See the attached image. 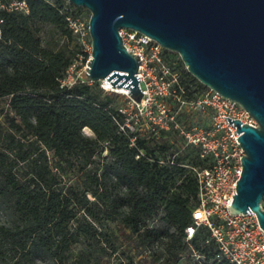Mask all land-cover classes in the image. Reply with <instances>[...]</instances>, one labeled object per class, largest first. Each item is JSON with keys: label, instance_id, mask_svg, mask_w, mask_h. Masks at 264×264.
<instances>
[{"label": "trees", "instance_id": "obj_1", "mask_svg": "<svg viewBox=\"0 0 264 264\" xmlns=\"http://www.w3.org/2000/svg\"><path fill=\"white\" fill-rule=\"evenodd\" d=\"M26 2L0 8V264H176L187 249L232 264L206 227L185 231L199 148L182 147L174 125L158 137L144 128L131 145L117 91L61 86L77 54L90 55L68 20L83 7ZM180 60L187 87L207 88ZM176 151L174 164L161 162Z\"/></svg>", "mask_w": 264, "mask_h": 264}, {"label": "water", "instance_id": "obj_2", "mask_svg": "<svg viewBox=\"0 0 264 264\" xmlns=\"http://www.w3.org/2000/svg\"><path fill=\"white\" fill-rule=\"evenodd\" d=\"M69 1L90 11L85 81L108 79L142 100V60L120 34L121 28H133L178 52L200 82L238 101L256 119L254 126L228 116L245 150L229 211H254L264 228V0Z\"/></svg>", "mask_w": 264, "mask_h": 264}, {"label": "built area", "instance_id": "obj_3", "mask_svg": "<svg viewBox=\"0 0 264 264\" xmlns=\"http://www.w3.org/2000/svg\"><path fill=\"white\" fill-rule=\"evenodd\" d=\"M0 8L28 11V4L26 0H0ZM68 20L80 39L89 35L81 14L70 15ZM120 34L128 50L139 54L142 60L137 73L144 92L142 100L137 102L128 92L125 101L118 105V110L126 115L120 128L131 133V145L135 144L137 133L144 125L157 137L162 128L169 129L174 125L183 137L182 147H198L204 161L188 165L197 179L198 202L192 212V223L185 229L187 237L192 238L200 227H206L209 231L206 242L214 240L218 258H226L232 264H264V228L257 214L254 211L238 214L229 211L236 181L241 177V157L245 150L238 140L237 125L234 121L231 123L228 116L231 120L239 118L242 123L254 126L256 119L238 101L210 87L198 89L192 83L187 87L183 72L166 57V48L151 36L133 28H121ZM88 49L85 45L89 52ZM89 57L84 60L83 54H77L60 79L61 86L70 87L84 80L82 73ZM170 99L176 102L175 110H172ZM183 108H198L208 114V120L193 121L186 126L177 118ZM145 114L148 120L142 123L141 116ZM178 152L161 162L174 164Z\"/></svg>", "mask_w": 264, "mask_h": 264}, {"label": "rangeland", "instance_id": "obj_4", "mask_svg": "<svg viewBox=\"0 0 264 264\" xmlns=\"http://www.w3.org/2000/svg\"><path fill=\"white\" fill-rule=\"evenodd\" d=\"M66 4L69 5L71 2L69 0H65ZM73 4V3H71ZM74 5V4H73ZM76 6V5H74ZM76 10V7H72ZM79 14L82 15V19L84 21V26H85V29L88 30V24H89V18H90V11L83 7V9H81L80 11H78ZM82 43H85L84 45H86L87 49H88V46L90 47L88 50L90 52V55H91V50H92V47H91V37H90V34L87 35L86 37H84L83 39H80ZM165 55L167 58H169L170 61L173 62V64L177 65L179 67V69L183 72V75H185V71H184V67H183V64L181 63V57L179 55L178 52H175V51H172V50H169V49H165ZM89 55V56H90ZM185 66V64H184ZM186 67V66H185ZM187 69V68H186ZM111 83V82H110ZM100 86L104 88L105 91H117L119 93V96L116 100V102L119 104V103H122L123 101H125V98L127 97L126 96V93L125 92H122V91H119L118 90V87L116 86H109V83H107L105 80H101L99 82ZM193 86L197 87V83H192ZM199 88V87H198ZM202 89V88H200ZM169 103L172 107V110H175L177 107H176V102L173 100V99H170L169 100ZM207 113H204L203 111H201L200 109H187V108H183L177 115V118L180 122H182L183 124H185L186 126L190 123V122H193V121H196V122H203V121H207L208 118H207ZM141 116V115H140ZM148 120V116L145 114L144 116H141V121L142 123H146ZM146 125H144V128H145ZM84 132L88 135H93V131L90 127L86 126L84 127ZM180 137V136H179ZM181 139V138H180ZM92 209L96 212V213H100L103 210V208L101 207V204L98 203L96 200H91V203H90ZM0 216L3 217V214L0 212ZM211 261L207 260L205 256L203 255H200L198 251H193L191 249H187V251L184 252L181 260L176 263V264H210Z\"/></svg>", "mask_w": 264, "mask_h": 264}, {"label": "bare ground", "instance_id": "obj_5", "mask_svg": "<svg viewBox=\"0 0 264 264\" xmlns=\"http://www.w3.org/2000/svg\"><path fill=\"white\" fill-rule=\"evenodd\" d=\"M105 81L107 82V83H109V86H112V83H110L111 81H109L108 79H105ZM116 87H118V90L119 91H122V92H125V93H128V89L126 88V87H120V86H116Z\"/></svg>", "mask_w": 264, "mask_h": 264}]
</instances>
